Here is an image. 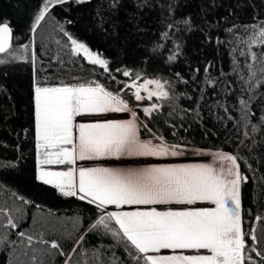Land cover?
<instances>
[{
	"label": "snow or ice",
	"instance_id": "snow-or-ice-1",
	"mask_svg": "<svg viewBox=\"0 0 264 264\" xmlns=\"http://www.w3.org/2000/svg\"><path fill=\"white\" fill-rule=\"evenodd\" d=\"M91 2L42 0L31 26L35 34L43 22L50 21L65 38L63 44L56 41L63 52V56L56 57L59 64L92 66L89 72L93 77L74 75V83H66L63 78H59V83L36 80L32 97L35 179L57 189L64 197L94 206L99 215L71 238L68 250L41 234L37 243L46 247L33 249V264L37 252L58 255L65 258L64 264H73V254L82 248L89 234L115 241L111 259L103 261L97 254V264H264V228L246 229L244 224L241 186L248 178L241 172L239 156L194 148L187 141H170L141 117L142 112L144 118L155 123L166 102L181 97L193 100L187 93L176 95L177 85H187L189 81L179 72L173 80L148 78L142 70L127 66L113 70L108 59L55 19L57 8L68 11L73 5ZM110 7L118 9L119 0H112ZM168 8L171 15L172 6ZM254 20L258 22L227 28L225 39L215 40L217 44L230 45L231 71L242 85L240 92L247 95V99L238 101L237 123L243 129L250 128L251 133L264 126V114L259 116V125L252 122L256 118L254 105L259 103L264 110V19ZM181 23L183 28L178 27ZM67 24L72 21L67 20ZM191 27L190 20H173L161 33V39L173 40V29L183 32ZM241 29L243 35H238ZM157 48L163 51L165 45ZM180 52L181 46L176 44L166 63L176 62ZM37 59V52L30 51L29 45L14 47L12 28L0 21V66L29 60L35 66ZM210 67L207 65L204 72L208 73ZM195 71L199 73V69ZM100 76L108 83L96 78ZM226 87L231 89V82H226ZM145 101L149 102L147 106ZM200 107L197 104L196 108L183 111L199 118ZM175 111L173 106L172 112ZM110 114L121 118H106ZM83 117L105 118L78 120ZM165 123L172 129L171 136L182 140L179 129L183 124ZM243 136L251 138L249 131H244ZM189 151L210 156L213 163H160L183 157ZM102 161L128 163L120 167L97 163ZM19 199L29 203L23 197ZM0 214L7 217L4 228H19L10 212L0 209ZM254 221L262 222L264 217L255 216ZM17 235L32 248V235L23 231ZM5 242L15 243L8 241L7 233L0 238V244ZM116 248H122V253L118 255ZM96 251L99 253V249ZM40 264H44L43 260Z\"/></svg>",
	"mask_w": 264,
	"mask_h": 264
},
{
	"label": "trees",
	"instance_id": "trees-1",
	"mask_svg": "<svg viewBox=\"0 0 264 264\" xmlns=\"http://www.w3.org/2000/svg\"><path fill=\"white\" fill-rule=\"evenodd\" d=\"M111 2L92 0L89 4L73 5L68 11L57 8L55 19L74 37L108 59L113 70L127 66L142 70L148 78L173 80L179 72L187 79V85H177L176 95L187 93L193 100L181 97L166 102L155 123L144 118L142 112L141 117L170 141H187L194 148L239 156L241 172L248 178L241 186L245 227H255L258 231L264 228V221H254L255 216L264 217V126L251 133L250 128L243 129L237 123L240 119L238 101L247 99V95L240 92L242 85L231 71L230 45L215 42L217 37L225 39V30L233 25L258 22L254 17L264 19V0H119L118 9L111 8ZM168 5L173 9L171 15ZM41 6L42 0H0V21L12 28L14 47L29 45L30 51L35 50L38 56L35 66L30 60L0 66V209L10 212L20 225L16 230L4 228L7 217L0 214V238L7 233L8 241L15 242L0 244V264H33V249L46 247L37 243L41 234L49 242L55 240L68 250L71 238L99 215L94 206L74 197H64L57 189L35 179L32 97L36 80L59 83V78H63L66 83H74V75L93 78L89 72L92 66L59 64L56 57L63 56V52L56 41L63 44L65 38L54 30L50 21L43 22L35 34L31 32ZM67 20L72 24H67ZM173 20H190L192 27L183 32L173 29V40L166 42L161 39V33ZM178 27L183 28V23ZM238 35H243L242 29ZM159 44L165 45L163 51L157 48ZM176 44L181 46L177 61L166 63ZM153 49H157L155 54ZM207 65L211 67L205 73ZM96 78L108 83L103 76ZM226 82H231V89L226 87ZM148 103L145 101L144 106ZM197 104L201 106L199 118L191 112L185 115L184 109L196 108ZM173 106L175 112H172ZM254 111L256 118L252 122L259 125V116L264 110L257 103ZM166 121L178 126L183 124L179 129L182 140L171 136L172 129ZM244 131H249L251 138L245 139ZM196 157L202 156L189 151L181 158ZM19 197L29 203H23ZM20 231L34 237L32 248L17 235ZM114 244L110 237L89 234L82 248L73 254V264H84V261L97 264V254L101 260L109 261ZM115 251L119 255L123 250L116 248ZM36 257V264L41 260L44 264H64L65 259L41 252H37Z\"/></svg>",
	"mask_w": 264,
	"mask_h": 264
},
{
	"label": "rangeland",
	"instance_id": "rangeland-1",
	"mask_svg": "<svg viewBox=\"0 0 264 264\" xmlns=\"http://www.w3.org/2000/svg\"><path fill=\"white\" fill-rule=\"evenodd\" d=\"M105 117H83V118H78V120L81 121H86V120H92V119H103ZM106 118H121L119 116H113L109 115ZM213 163L212 158L210 156H202V157H196V158H174L169 161H161L160 163ZM98 164H102L105 166H113V167H120L124 166L127 161H102V162H97ZM198 206H206V205H198ZM162 207V206H161ZM109 210H115V209H109ZM127 210V209H126Z\"/></svg>",
	"mask_w": 264,
	"mask_h": 264
}]
</instances>
